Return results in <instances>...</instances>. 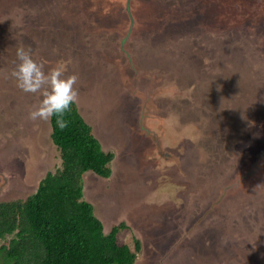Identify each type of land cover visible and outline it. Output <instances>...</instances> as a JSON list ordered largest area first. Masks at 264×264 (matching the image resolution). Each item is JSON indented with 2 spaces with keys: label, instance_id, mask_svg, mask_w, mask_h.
<instances>
[{
  "label": "rangeland",
  "instance_id": "1",
  "mask_svg": "<svg viewBox=\"0 0 264 264\" xmlns=\"http://www.w3.org/2000/svg\"><path fill=\"white\" fill-rule=\"evenodd\" d=\"M20 47L78 76V108L115 153L84 195L107 231L132 225L135 264H221L218 248L222 264H264V0H0V200L61 165L49 121L29 119L42 95L11 77ZM205 193L252 213L228 232L199 225L211 239L199 249L185 227ZM215 216L207 226L221 229Z\"/></svg>",
  "mask_w": 264,
  "mask_h": 264
},
{
  "label": "trees",
  "instance_id": "2",
  "mask_svg": "<svg viewBox=\"0 0 264 264\" xmlns=\"http://www.w3.org/2000/svg\"><path fill=\"white\" fill-rule=\"evenodd\" d=\"M124 48L120 47V50L124 51ZM158 65L156 63L154 67L159 68ZM157 68L152 74H158ZM230 86L227 87L232 88ZM64 118L69 123L63 130L57 126L55 116L49 120L51 138L61 158L60 167L40 178L32 194L0 200V264H135L143 251V243L132 225L120 221L107 231L103 220L95 213L94 205L84 195L88 175L103 179L112 176L115 153L104 147L77 103ZM170 131L173 130L166 134ZM214 181L210 176L202 188L215 184ZM229 186L230 182L225 185V194ZM201 195L207 203L203 202V207L199 205L193 217L194 224L185 227L186 235L194 234L199 249L211 244L207 236H200L197 231L200 226L214 235L228 232L231 227L228 221L237 226L246 222L245 216L251 218V210L243 212V216L240 209L226 207L227 196L220 201L206 193ZM208 212H219L225 225L221 229H214L213 225L211 230L212 227L207 226ZM132 230L135 235L125 237ZM189 244L192 243L189 241ZM253 244H248V248L258 245ZM210 250L216 252L215 247ZM217 250L221 252L223 263L225 253L220 248Z\"/></svg>",
  "mask_w": 264,
  "mask_h": 264
},
{
  "label": "clouds",
  "instance_id": "3",
  "mask_svg": "<svg viewBox=\"0 0 264 264\" xmlns=\"http://www.w3.org/2000/svg\"><path fill=\"white\" fill-rule=\"evenodd\" d=\"M16 55L19 63L11 72L16 86L25 93H40L43 97L39 106L29 112V119L49 121L55 116L61 130L68 127L69 121L64 117L71 111V106L78 102V76H65L63 66L45 72L44 64L33 59L31 49L20 47Z\"/></svg>",
  "mask_w": 264,
  "mask_h": 264
},
{
  "label": "flooded vegetation",
  "instance_id": "4",
  "mask_svg": "<svg viewBox=\"0 0 264 264\" xmlns=\"http://www.w3.org/2000/svg\"><path fill=\"white\" fill-rule=\"evenodd\" d=\"M155 130H156V129H155ZM163 133H164V131H163ZM249 163H252V160H250ZM251 165H252V164H251ZM250 172L252 173L253 171H250ZM238 175H239V172H238ZM217 213L220 214L219 212H210V213L208 212V216H207V217H208V218H210V217H212V218H213V217H214V218H218L217 216H215ZM218 216H219V215H218ZM214 229H217V227H214ZM211 230H213V226H212V229H211ZM234 250H235V249H234ZM235 251H236V250H235ZM241 252H242V251H240V254H241ZM240 254H239V249H238V258L241 257V259H242V256H245L246 258L248 257V256H247V252H245V254H241V255H240ZM250 255H251V254H250ZM251 257L257 259L255 254H252ZM185 259H186V258H185ZM185 259H184V262H186ZM259 259H260V258H258V260H259ZM187 262H188V261H187ZM242 262H243V260H242Z\"/></svg>",
  "mask_w": 264,
  "mask_h": 264
}]
</instances>
